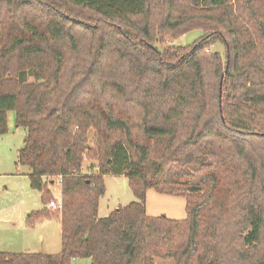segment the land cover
Listing matches in <instances>:
<instances>
[{
  "label": "trees",
  "instance_id": "trees-1",
  "mask_svg": "<svg viewBox=\"0 0 264 264\" xmlns=\"http://www.w3.org/2000/svg\"><path fill=\"white\" fill-rule=\"evenodd\" d=\"M9 110L61 249L0 264H264V0H0V135ZM105 175L134 200L100 217ZM149 189L185 218L147 215Z\"/></svg>",
  "mask_w": 264,
  "mask_h": 264
},
{
  "label": "rangeland",
  "instance_id": "rangeland-1",
  "mask_svg": "<svg viewBox=\"0 0 264 264\" xmlns=\"http://www.w3.org/2000/svg\"><path fill=\"white\" fill-rule=\"evenodd\" d=\"M202 35L201 30H192L165 44L183 47ZM157 46L160 47L159 44ZM210 50L224 56V46L221 43L213 44ZM14 116L13 110L7 111V133L0 135V252L57 254L61 249L59 222L52 217L40 220L35 218L37 212L44 207L41 194L30 187L29 179L24 175L28 167L16 165L17 150L22 147L25 130L15 126ZM83 167L87 174L97 173L96 167L91 169L88 161H85ZM103 183L105 192L100 197L98 206L100 217L134 200L124 175H105ZM49 190L52 200L58 204V185L50 186ZM145 211L149 216L164 215L169 219L182 220L186 216L185 199L149 189L145 197ZM70 264H91V261L89 258H74ZM159 264L168 262L160 261Z\"/></svg>",
  "mask_w": 264,
  "mask_h": 264
},
{
  "label": "built area",
  "instance_id": "built-area-1",
  "mask_svg": "<svg viewBox=\"0 0 264 264\" xmlns=\"http://www.w3.org/2000/svg\"><path fill=\"white\" fill-rule=\"evenodd\" d=\"M47 207H48V208H51V209H58V208H59V202H58V204H57V203L55 204V202H54L53 200H51V201L47 204Z\"/></svg>",
  "mask_w": 264,
  "mask_h": 264
},
{
  "label": "crops",
  "instance_id": "crops-1",
  "mask_svg": "<svg viewBox=\"0 0 264 264\" xmlns=\"http://www.w3.org/2000/svg\"><path fill=\"white\" fill-rule=\"evenodd\" d=\"M28 174H29V169L27 170V172L24 173V175H26V176L28 177ZM109 212H110V211H109ZM109 212H108V213H109ZM108 213H107V214H108ZM107 214H106V215H107ZM2 252H9V251H2ZM25 252H26V251H25ZM14 253H15V252H14Z\"/></svg>",
  "mask_w": 264,
  "mask_h": 264
}]
</instances>
